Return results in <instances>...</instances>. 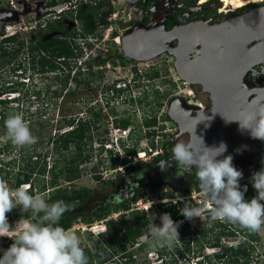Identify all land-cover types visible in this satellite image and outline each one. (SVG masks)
<instances>
[{
	"label": "rangeland",
	"instance_id": "rangeland-1",
	"mask_svg": "<svg viewBox=\"0 0 264 264\" xmlns=\"http://www.w3.org/2000/svg\"><path fill=\"white\" fill-rule=\"evenodd\" d=\"M105 1L112 6L110 12L114 15L105 26L96 25L90 31L86 41L90 45L83 46L82 54L78 57L81 64L86 62L99 71L86 75L89 81H85V75H82L80 85H74L71 80L60 91L62 85L54 78L53 70L44 68L41 71L31 67V63L23 58V53L11 57L0 56V99L4 100L0 107L4 105L5 114L0 117V178L12 189L26 184L32 194L44 198L48 190L60 186L92 189V196L85 203L75 206L76 212H86L90 207L109 204L103 213L90 222L84 223L75 217L67 228L79 237L88 264H196L197 259L203 260L204 264H225V254H218L220 248L215 244H234L242 240L247 231L233 232L236 225L213 221L207 212L191 221L181 215L180 208L185 202L193 207L205 208L207 203L201 190L190 187L188 191L182 192L175 189L185 185L189 176L186 172L177 175V164L170 161L171 149L177 142L186 143L187 136L185 133L179 134L176 123L164 117L173 97L205 102L199 94H195L193 87L177 79L173 57L167 53L144 61L125 58L122 65L114 63L99 69L101 56L108 54L113 57L121 52L119 35L123 23L120 20L125 12L123 0ZM40 3V0H0V12L5 13L0 17L2 33L16 32L25 39L31 37L33 26L40 23ZM2 44L9 46L8 43ZM17 64L20 66L16 67ZM81 66L84 67L83 64ZM155 71L158 76L149 78ZM58 73L61 74L60 71ZM22 80L24 82L20 83ZM112 82L120 88L118 92L104 90V86ZM65 91L70 94L65 95ZM8 98L14 99L8 101ZM17 113L23 116L36 138L35 144L17 147L3 141L4 121L9 115ZM78 117H90L88 157L77 164L76 179L65 182L60 174L58 178H52L46 173L49 165L54 160L61 165L63 160L74 154L72 145H69L67 153L60 148L53 149L54 135L70 128L59 120ZM148 130H153V134L147 135ZM114 137H120L125 146L133 148L134 156H127L125 152V155H121L120 152H114L113 146H104L112 142ZM171 139L175 140L174 143L170 148H165L163 142ZM136 152L143 153L137 157ZM159 157L160 161L169 157L170 166L166 170L159 171V163L147 166ZM261 159H264V140L260 139L233 157L234 166L243 172L241 190L247 185L244 194L246 200L257 194L250 178L253 172L264 167V163L251 166ZM42 165H45V170ZM24 174H29L28 181L19 183ZM146 180L149 181L147 185L144 183ZM125 181L135 183L127 194L124 192ZM36 184L40 187L43 185L44 190L38 192ZM122 195L129 200L127 210L111 204L112 200ZM172 205L176 211L174 216H180L175 221L182 223L178 228L179 239L171 248L150 246L146 243L150 239L148 234L133 236L123 233L128 226L141 220L142 213L145 225H160L159 210ZM34 216L31 211L23 213L19 208L8 213L7 219L18 231L24 222L30 223ZM19 220V225H16ZM106 221H111L118 228L116 233L119 238L127 236V240H121L123 250L113 251L109 247L108 239L113 236V232L108 234L106 231ZM183 221L188 228H185ZM255 235L264 242V229ZM3 238L7 237H0V242ZM202 256L204 258L201 259ZM253 261L254 264H264V256L253 258Z\"/></svg>",
	"mask_w": 264,
	"mask_h": 264
},
{
	"label": "clouds",
	"instance_id": "clouds-1",
	"mask_svg": "<svg viewBox=\"0 0 264 264\" xmlns=\"http://www.w3.org/2000/svg\"><path fill=\"white\" fill-rule=\"evenodd\" d=\"M231 121H239L241 131H250L252 138L264 140V106L244 111L239 119H226V122ZM4 127L2 139L5 143L10 142L17 147L36 143V138L21 114L9 115L4 121ZM200 140L203 146L201 149H193L184 142H177L171 149L170 161L176 162L177 175H183L195 167L199 189L207 203L205 208L193 207L185 202L180 208L181 215L191 221L207 212L213 221L238 225L251 234L259 233L264 229V167L253 172L250 182L257 194L246 200L244 194L247 185L243 186V190L240 185L243 172L234 166L231 154L224 155L227 151L226 143L221 141L218 145L205 146L203 139ZM170 161L161 160L158 167L166 170ZM17 207L23 213L31 211L35 214L37 222H24L17 231L7 219V213ZM70 210L69 205L62 200L48 203L41 195L32 194L28 185L21 184L12 189L0 178V237L13 240L3 250L0 264H88L79 237L60 225L61 219ZM160 220V225H149L150 239L146 243L171 248L179 239L178 228L182 221H173L168 213L162 214Z\"/></svg>",
	"mask_w": 264,
	"mask_h": 264
},
{
	"label": "water",
	"instance_id": "water-1",
	"mask_svg": "<svg viewBox=\"0 0 264 264\" xmlns=\"http://www.w3.org/2000/svg\"><path fill=\"white\" fill-rule=\"evenodd\" d=\"M120 45L123 56L138 61L168 52L177 75L207 93L210 104L204 109L182 103L184 113H178L175 108L180 106L172 100L167 109L193 149L203 147L200 138L205 146L225 142V153L253 139L250 131H241L239 121L226 119H239L264 100V88H249L242 81L243 73L255 65L264 70V4L218 23L199 20L170 29H134L121 35ZM252 93L256 96L249 99Z\"/></svg>",
	"mask_w": 264,
	"mask_h": 264
},
{
	"label": "flooded vegetation",
	"instance_id": "flooded-vegetation-1",
	"mask_svg": "<svg viewBox=\"0 0 264 264\" xmlns=\"http://www.w3.org/2000/svg\"><path fill=\"white\" fill-rule=\"evenodd\" d=\"M242 1L244 2V4L241 7L234 8L233 6H228V8L224 6V0H123L125 12H123V18L122 20H120L123 24L121 27L122 32L119 35V45L121 35L129 33L134 29H156L161 27L164 29H170L173 26H178L199 20H205L210 24L218 23L264 4V0ZM40 2V23L38 24L39 28L42 31V41L46 42L52 37H56L58 40V43L55 44L56 46H61L62 44H65L72 50V53L67 56H55V52L53 49L54 46L50 47L47 45L43 49L42 54L44 55V58L54 59V62H56L59 66L53 70V73L55 75L54 78L57 81L61 79L63 80L65 78L66 84L68 83V81L71 80L74 82V77L77 78V75L75 76V68L78 67V70L80 71L78 77L85 75L84 79L89 81L87 76L92 75L93 73H97L99 71H95L93 69V66L91 64H86V62H82L84 66L82 67L81 61H79L78 57L82 54L81 49H83L85 45H90L86 42L88 41L87 39L90 35V31H93L96 25L105 26L107 22L111 19L110 11L112 6L105 0H40ZM99 2H103L104 4L98 7V16L101 11L110 7V10L103 18L105 24L97 21L92 23L91 25L89 24L86 26V23L90 20V15L93 14L92 12L95 5ZM4 14L5 13L0 12V17H2ZM33 27L35 28L36 26ZM171 43L175 45L176 40H171ZM106 51L107 49L105 50V52ZM162 53L169 54L166 51ZM169 55L173 57L174 66V56L171 54ZM125 58L134 60L132 58L123 56L122 50L120 53L114 55L113 57H109L108 54L103 55L99 59V69H103L109 64L114 65V63H117V65H122ZM44 68L48 69L47 66ZM49 71L51 70L49 69ZM57 71H60L61 74H57ZM68 72L69 75L67 76ZM253 72H256L258 74L254 75ZM177 79L180 80L181 83L184 82L186 86L194 88L195 94H199L201 100L205 102L204 108L209 106L210 99L207 93L202 92L198 85L187 84L185 80L181 79L179 76H177ZM242 81L249 88H256L260 90L261 88H264V70L262 71V66L255 65L251 69L245 71L242 76ZM101 87L102 86H100V88ZM63 88H61L60 90L62 91ZM104 88V90L111 89L114 92H118L120 90V88L116 90L117 86L115 87L113 82L112 84L104 86ZM102 94H105V91H102ZM195 94H192V96ZM254 96H256L255 93L250 94L249 99ZM99 100L101 101L100 98ZM171 100L173 101V104L176 102L177 105L180 106V108L182 103H184L185 105L195 106L193 103H191L193 100H191L190 98L187 99L182 97H173ZM258 104L259 106H264V100H259ZM256 140L257 139L253 138L237 147L232 148L224 155L226 156L231 154L232 157H236L242 150H244ZM174 141L175 140H172V144L174 143ZM160 159V157L154 158L151 164H147V166L158 164L160 162ZM168 159L169 157H167L165 161H168ZM257 162L264 163V159L258 160ZM257 162L255 161L251 167L260 164H256ZM126 170L128 169L126 168ZM158 170L162 171L161 168H159ZM193 172H195L194 166L193 170H189L188 172H186V175L190 177ZM122 177L124 178L125 176ZM148 182V180L144 181L146 185L148 184ZM124 183V192L125 194H127V192L130 191L131 186H133L135 183L133 184L127 181H125Z\"/></svg>",
	"mask_w": 264,
	"mask_h": 264
},
{
	"label": "trees",
	"instance_id": "trees-1",
	"mask_svg": "<svg viewBox=\"0 0 264 264\" xmlns=\"http://www.w3.org/2000/svg\"><path fill=\"white\" fill-rule=\"evenodd\" d=\"M103 2H99L95 5L93 9V14L90 15V20L86 23L87 25H91L94 22H100L104 23V16L107 14V12L110 10V7L101 11V13L98 16L97 10L98 7L103 5ZM105 24V23H104ZM2 35V36H1ZM0 56L1 57H11L15 56L18 53L25 54L23 56L24 59L27 60V63H31V67H35L37 70L44 69V67H48L50 70L56 69L58 64L54 62V59H45L44 55L42 54L43 49L48 46H54V52L55 56L64 55L67 56L72 53L71 48L67 47V45H61L56 46L55 44L58 43V40L56 37H52L50 40L44 42L42 41V31L39 28V24L36 25V27L33 30V35L29 38H23L19 37V35L14 32L12 34H4L2 33V30H0ZM2 43H8L9 46H5V44ZM120 58V56H119ZM20 64H17L16 67H19ZM70 69V68H69ZM75 76L77 75V78L74 77V83L75 85H80L82 83L83 78L79 75L78 67L75 68ZM90 74V72H89ZM69 75V72L67 73V76ZM66 76V77H67ZM158 76L157 71L152 72L149 75V78H154ZM64 80V81H63ZM61 80H58L59 83H61V88H63L66 84L65 78ZM57 81V80H56ZM87 81V80H85ZM22 80L20 83H23ZM113 86V85H111ZM119 88H116V90ZM61 91V90H60ZM58 92V94L60 93ZM65 95H69L70 92H65ZM57 95V94H56ZM14 98H8L7 100L10 101ZM4 102V100L0 99V103ZM4 105L0 107V117H4V111H3ZM166 119H170L167 114L164 116ZM75 121V122H74ZM59 122L64 123L66 126H69L70 128L59 132L58 134L54 135L53 139V149L60 148L64 153L68 152L69 145L73 146V152L71 158H66L63 160L61 165H58L56 161L54 160L51 165L46 169V173H49L52 178H58V175H63V180L65 182H70L78 177V171H77V164L81 161H84L88 157V151L90 150V143H87V140L89 141L90 136V117H78L76 119L73 118H62V120H59ZM74 122V123H73ZM152 122H154V119H152ZM38 123V122H36ZM63 124V125H64ZM61 125V124H60ZM159 129H161V126H158ZM153 130H148L146 132L147 135H152ZM172 140L164 141L163 146L165 148H169L172 144ZM119 145L124 150L126 155L134 156L135 151L133 148L125 146L123 141L119 139ZM261 162H257L256 164H259ZM42 169L45 170V165H42ZM29 174H24V178L19 183H25L29 179ZM37 191L41 192L44 190V186L41 187L39 184H36ZM190 187H193L195 190L199 189V181L196 178L195 172L190 175L185 185L175 188L177 190H181L182 192L188 191ZM92 189L89 188H67L66 186H60L56 188H52L51 190H48L46 194V200L48 203L55 202L57 200L64 201L67 205L70 207V211L66 212L63 218L60 221V225L67 229L71 223V221L75 217H79L81 221L84 223L90 222L92 219L98 217L101 213L104 212L106 207L109 205L107 203L100 205L99 207H90L89 211L86 212H76L75 206L79 204H83L87 201L89 197L92 196ZM118 202H115L117 201ZM180 204V202H178ZM111 204L114 207L120 208L121 210H127L129 208V200L122 195L119 198H115L111 201ZM173 206H169V208H161L159 210V214L168 213L170 214L173 221H175L177 218H180V216H174L176 211L173 210ZM19 209V207L14 208L12 211H15ZM10 213V212H9ZM137 213V211H135ZM142 213V212H141ZM8 214V213H7ZM37 217L34 216L30 223L37 222ZM185 228H188V225L185 221H183ZM180 226V225H179ZM106 231L109 233L113 232V236H110L108 239L109 247L113 249V251L123 250V245L121 244V240H127L126 235H133V236H140L142 234L147 235L149 232V225H145V222L143 220V213L141 220L135 221L131 226H128V228L123 230V233L126 234L122 236L123 238H119L117 235V230L111 221H106L105 224ZM233 232L235 231H242L244 229H241L238 225H236L233 229ZM13 243V240L10 238H3V240L0 242V256L3 255V250L7 249L11 244ZM120 243V244H119ZM117 244H119V248H117ZM210 244V243H208ZM214 245V244H213ZM216 246H218L219 251L218 254H225L224 261L225 264H254L253 258H257L258 256H264V242L259 241L257 236L255 234H251L247 232L245 236H243L242 240L237 241L236 243H231L229 245L226 244H219L216 243ZM121 247V248H120ZM221 250V252H220ZM202 254V253H198ZM204 258V256L201 257V259ZM196 264H204L203 260L197 259Z\"/></svg>",
	"mask_w": 264,
	"mask_h": 264
},
{
	"label": "built area",
	"instance_id": "built-area-1",
	"mask_svg": "<svg viewBox=\"0 0 264 264\" xmlns=\"http://www.w3.org/2000/svg\"><path fill=\"white\" fill-rule=\"evenodd\" d=\"M113 13H111L110 14V17L112 16L113 17ZM110 19V18H109ZM107 30V29H106ZM12 33H14V32H11V33H9V34H12ZM8 35V34H7ZM117 41V40H116ZM182 83H184V82H182ZM185 84V83H184ZM191 103H193L196 107H198V108H200V109H203L204 108V103L203 102H201V101H199V100H195V101H192ZM108 145V146H107ZM104 146L105 147H112L113 148V150H114V152H120L121 153V155L123 154V155H125L124 154V150L120 147V145H119V138H117V137H114L113 138V140H112V142H110V143H107V144H104ZM119 147H120V149H119ZM105 149H108V148H105ZM141 153H143V152H136V156L137 157H140V155H142ZM128 156V155H127Z\"/></svg>",
	"mask_w": 264,
	"mask_h": 264
},
{
	"label": "bare ground",
	"instance_id": "bare-ground-1",
	"mask_svg": "<svg viewBox=\"0 0 264 264\" xmlns=\"http://www.w3.org/2000/svg\"><path fill=\"white\" fill-rule=\"evenodd\" d=\"M255 1H257V0H255ZM243 4H244V2L242 0H224V6L225 7L233 6L234 8H239ZM259 107H261V106H259V104H258V108ZM175 111H178V113H184V109H181L180 107H177V109L175 108Z\"/></svg>",
	"mask_w": 264,
	"mask_h": 264
}]
</instances>
